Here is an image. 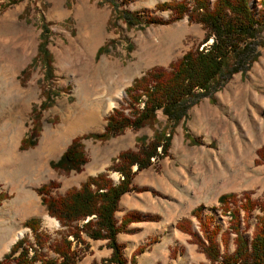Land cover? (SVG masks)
<instances>
[{"label":"rangeland","instance_id":"1","mask_svg":"<svg viewBox=\"0 0 264 264\" xmlns=\"http://www.w3.org/2000/svg\"><path fill=\"white\" fill-rule=\"evenodd\" d=\"M162 1L167 0H0V250L8 244L0 256L16 237L26 235L32 240L30 230L22 224L30 216L39 218L41 228L50 237L57 235L58 223L45 218L48 214L40 203L36 186L55 179L59 186L51 193H62L77 186L81 176L92 174L90 169L103 170L118 151L135 149L164 131L170 132L166 152L139 174L148 176L147 171L149 174L155 171L163 177L166 187L157 184L158 189L152 188L150 193L156 201L168 205L172 216L189 204L200 203L202 219L209 217L210 227L216 225L223 230L228 214L215 208L218 194L234 192L240 198L246 191L250 197L264 201V161L253 162L255 149L264 146V47L247 67L232 71L220 87L187 105L175 121H169L158 110L155 120L135 128L125 126L104 140L82 139L87 161L79 171L63 173L49 166L48 160L56 158L72 136L102 129L111 107L125 104L124 87L134 76L154 65L165 66L187 48L206 46L211 41V36L202 41L205 28L189 20L187 14L149 24L132 23L120 15L124 8L146 10L164 20L170 16V10L157 6ZM249 2L259 10L264 4V0ZM41 36L45 52H50V78L44 75L42 56L32 62ZM259 36L264 39V25ZM100 45L105 48L95 56ZM24 66L27 71L20 78ZM40 81L45 87L50 84L60 90L52 104L40 112L41 129L36 143L18 149L20 137L30 126L31 106L42 97ZM109 96L115 98L110 106ZM81 109L90 112L94 120L83 127L72 128L70 124L66 127ZM108 175L115 181L118 173L110 170ZM141 204L148 206L145 201ZM115 210L117 215L118 202ZM181 217H187L192 229L200 234L193 215ZM172 218L163 219L154 230L157 233L135 244L130 251L135 257L132 264L208 263L203 252L188 240V233L174 226L177 219ZM149 220L157 219L142 218L143 226L119 231L120 235L146 229ZM254 222V216L250 215L244 234L249 235ZM231 235L223 245L218 232L220 251L224 247L227 251L233 249ZM100 239L105 238L88 239L91 248L87 247L78 262L88 258L92 264H113L104 260L110 247L106 246V239ZM116 240L122 243V255L128 262L129 241L117 237ZM136 246L141 249L146 246L148 253L135 252ZM93 249L98 260L94 259ZM158 250L161 256L152 259V252Z\"/></svg>","mask_w":264,"mask_h":264},{"label":"trees","instance_id":"2","mask_svg":"<svg viewBox=\"0 0 264 264\" xmlns=\"http://www.w3.org/2000/svg\"><path fill=\"white\" fill-rule=\"evenodd\" d=\"M157 6L168 8L170 16L163 20L146 10L139 12L125 8L120 11V15L132 23L143 21L149 24L168 22L187 14L189 20L197 21L205 28L202 41L210 36L211 41L206 46L203 44L187 48L165 66L154 65L134 76L124 87L125 104L119 103L111 107L101 130L72 136L58 156L48 160L51 168L63 173L79 171L87 161L82 141L84 138L104 140L120 132L125 126L135 128L155 120L158 110L169 121H175L187 105L197 101L200 95L220 87L232 71L247 67L264 47V39L259 36L264 25V4L260 10L255 9L249 0H167L158 2ZM45 30L46 27L42 25V31ZM43 43L44 37L41 36L32 62L42 56L41 60L45 63L44 75L50 78V52H45ZM104 46L96 48L95 56ZM26 71L27 66H24L20 70V78ZM40 84L42 97L31 106L30 126L20 137L18 149H25L36 143L41 129L40 112L52 104L54 96L60 90L52 88L50 84L45 87L43 81ZM164 132L161 136L155 134L151 140L135 149L118 151L103 170L88 174L77 186H70L62 193H51L59 186V181L55 179H48L36 186L40 203L47 214L58 222L57 235L50 237L41 228L36 216L24 219L22 224L30 230L32 240L26 235L16 238L0 256V264H76L88 247L84 236L106 239V246L110 247V253L104 259L106 262L132 264L135 259L133 252L127 262L122 255V243L116 240V233L133 230V227L127 226L133 220L158 219L159 215L130 210L124 212L117 221L113 213L120 194L132 187L134 173L166 152L170 132ZM255 155L254 163L264 161V146L257 147ZM132 165L135 167L132 168ZM110 170L119 173L116 181L108 175ZM217 202L215 208L221 214H228L223 230H219L216 225L210 227L209 217L202 219L200 203L190 210V214L198 221L200 234L192 229L187 217L177 219L174 226L188 233V240L203 252L208 260L207 264H264V201L252 198L248 192L243 191L240 198L234 192L220 193ZM255 210L257 212L253 213ZM250 215L254 216L255 222L249 235H246L243 230L248 226ZM218 232L223 245L232 234L234 246L231 251H227L225 247L220 251L216 237ZM134 250L137 252L142 249L136 246Z\"/></svg>","mask_w":264,"mask_h":264},{"label":"crops","instance_id":"3","mask_svg":"<svg viewBox=\"0 0 264 264\" xmlns=\"http://www.w3.org/2000/svg\"><path fill=\"white\" fill-rule=\"evenodd\" d=\"M158 160L159 159L154 161V163H151L148 166L137 170L132 177V181H131L132 187L129 190L120 194L119 196L120 198H118V207H120V210H118L117 215H115V212H114V217L116 218L117 221L120 219L121 215L124 212L130 211V210H135L141 214L149 213V214L159 215V218L157 220H149L148 227L146 229H142L140 231L137 230L135 232L134 231L127 232L126 235H120L121 234L120 232L116 234V237L118 240H122L124 242L129 241L128 246H127V252H130L137 242H142L144 237L151 236L157 233L156 231L154 232V230L155 228L160 227L162 223L161 221L163 219H168V218L173 217L172 219L176 220V219L181 218V216H188V214H190L191 208L195 206L193 205V203L189 204L186 206L185 209H183L185 210L184 213H183V210H180L179 213L172 216L170 211L168 210L167 204H164L160 201H156L154 199V197L150 193V189L152 188L158 189V185L161 186L160 188H165L166 184L162 183L163 177L157 176V173L155 171H154V174H152L153 172L149 174L150 171H147L146 173L148 174V176H143V174H139V173L141 172L142 169L148 168L152 166L153 164L157 163ZM132 168H134V165L132 166ZM90 170H92L91 173L93 174L95 173L97 169H90ZM147 174H144V175H147ZM80 178H81L80 180H83L85 178V175L81 176ZM80 180L77 182V184L80 182ZM156 180H157V183H156ZM143 186L145 187L144 189L138 190V188L143 187ZM168 190H171V186L168 187ZM141 201H145L146 203H148V206H143L141 204ZM174 208L175 206L173 207V209ZM137 221L130 222L128 226L133 227V226H143L144 225L143 221H140V220H137ZM85 238L88 241L89 238L88 237H85ZM100 240L104 241L105 239H100ZM104 246H105V243H103L102 247ZM88 248H91V245L88 246ZM142 249L143 250H141L140 253H144V252L148 253L147 252L148 249L146 246H144ZM96 250H99V249L96 248ZM92 253L94 255V259L98 260L95 249L92 250ZM165 253L168 254V248ZM158 256H161L160 250H158L157 253L152 252V256H151L152 259H155ZM78 261L76 264H79V263L80 264H90L91 262L88 258H84V260H81L80 262Z\"/></svg>","mask_w":264,"mask_h":264},{"label":"bare ground","instance_id":"4","mask_svg":"<svg viewBox=\"0 0 264 264\" xmlns=\"http://www.w3.org/2000/svg\"><path fill=\"white\" fill-rule=\"evenodd\" d=\"M120 93H121V91L120 92L118 91V95ZM107 100H108V105L110 106L114 102L115 98L109 96ZM82 110L83 109H81L79 113H76L77 115L74 117V119L70 123H66L65 126L68 127L69 124H70L72 128H79V127H83V126L89 125L94 119H93V117H92L90 112L82 111ZM45 218L50 220V221H52V222H54V223H56L55 219L49 217L48 215H46ZM21 231L22 230L17 232L15 234V236L19 235L21 233ZM7 245L8 244H5V246H4L5 249H6ZM3 249H1L0 252Z\"/></svg>","mask_w":264,"mask_h":264},{"label":"water","instance_id":"5","mask_svg":"<svg viewBox=\"0 0 264 264\" xmlns=\"http://www.w3.org/2000/svg\"><path fill=\"white\" fill-rule=\"evenodd\" d=\"M54 219H55V218H54ZM55 221H56V223H58L56 219H55ZM17 236H18V235H17ZM14 240H15V239H14ZM14 240H13V241H14Z\"/></svg>","mask_w":264,"mask_h":264}]
</instances>
